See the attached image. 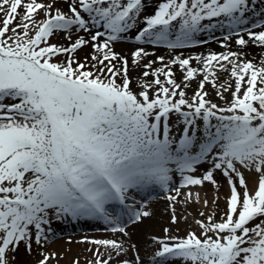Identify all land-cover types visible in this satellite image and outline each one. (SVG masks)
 <instances>
[{
    "label": "snow or ice",
    "instance_id": "obj_1",
    "mask_svg": "<svg viewBox=\"0 0 264 264\" xmlns=\"http://www.w3.org/2000/svg\"><path fill=\"white\" fill-rule=\"evenodd\" d=\"M68 220L84 264H264V0H0V264Z\"/></svg>",
    "mask_w": 264,
    "mask_h": 264
},
{
    "label": "bare ground",
    "instance_id": "obj_2",
    "mask_svg": "<svg viewBox=\"0 0 264 264\" xmlns=\"http://www.w3.org/2000/svg\"><path fill=\"white\" fill-rule=\"evenodd\" d=\"M200 191H201L202 196L204 195L205 192H207L208 198L210 200L212 199L214 193L212 190V186L210 184L207 185L205 188L201 189ZM226 192H227V186L225 185L220 190L221 199L219 201H217V203L219 205V210L216 212L217 218L220 215V211L224 210L225 203H224L223 196ZM166 203L167 202L164 199H160L158 201L154 200L152 207L155 209L156 215L154 217H152L150 220H148L144 226H137V225L131 226L130 231H132V233H133L132 238L134 240L141 238V228L142 227H148L151 229V231L155 232L156 234H162L161 233L162 224L169 223L168 214L163 211ZM190 207H191L193 213H195L197 209L203 208L204 206L193 204V205H190ZM211 207L212 206H209V208L204 209L205 215L208 214ZM179 211H180V209L178 208V212ZM95 226H98L97 228H99V229H101V227H102L101 225H98V224ZM177 226L180 228L181 233H183L184 230L188 226H191L194 229L198 227L194 222L193 216H191V215L187 218L186 221H181L178 225H172V227H177ZM55 229L57 230V233L60 230L58 226H56ZM87 231H91V230H87ZM84 235H87V236H110L111 233L105 232L102 230H100L98 232H81V233H79L78 236L73 237L71 241H69L68 235H67L66 237H64L66 239H64V240L61 239V241L53 244L51 247H53V246L55 247L56 245L59 246L57 251L63 252L64 255L61 258H66L67 260L72 258V257L79 255L81 258L80 264H84V257H88L89 259L92 258V253L90 251H87L89 245L86 243L78 242L79 238L81 236H84ZM32 259H33V257L26 256L22 251L21 256H20L21 261L30 262Z\"/></svg>",
    "mask_w": 264,
    "mask_h": 264
},
{
    "label": "rangeland",
    "instance_id": "obj_3",
    "mask_svg": "<svg viewBox=\"0 0 264 264\" xmlns=\"http://www.w3.org/2000/svg\"><path fill=\"white\" fill-rule=\"evenodd\" d=\"M220 33H217V36H219ZM214 44V45H213ZM117 50H123L125 52L128 51L129 48L133 47V44L132 43H122V44H117ZM212 48L216 51H223L224 49L221 47V45L218 43V42H215V41H212L210 42V44L204 46L201 50L203 51H207L208 48ZM238 46L235 45L234 43L232 44V48L235 49L237 48ZM249 49H250V53L251 52H255L257 53V55H259L260 53V49L258 48H255L254 46L250 45L249 46ZM161 54H166L167 53V50L166 49H161L160 50ZM249 58H252L251 54L249 55ZM135 71H138V70H135ZM177 75H179V73H177ZM195 86V81L193 82V87ZM191 88L188 89L189 92H191ZM211 98L213 100H216L218 103H223V101H220L215 95L214 93L211 95ZM98 224V223H97ZM96 223H92V222H89V223H84V222H73V221H55L54 222V228L56 226L59 227V232L56 234V236L51 240V242L49 244H47V247L49 249H54L57 251L58 247L59 246H53L51 247L53 244L55 243H58L59 241L64 240L66 238L67 235L68 237L71 236L72 238L73 237H76L79 235V233L81 232H98L100 231L101 229L97 228L98 226H95L97 225ZM100 225V224H98ZM87 230H91V231H87ZM66 234V235H65ZM34 259V257H33ZM72 258L70 259H66V258H61L59 257V264H72Z\"/></svg>",
    "mask_w": 264,
    "mask_h": 264
}]
</instances>
